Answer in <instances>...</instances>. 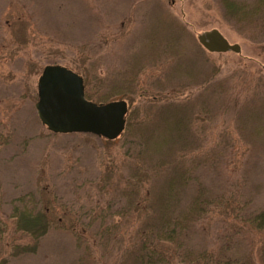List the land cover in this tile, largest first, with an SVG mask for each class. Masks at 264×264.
<instances>
[{
  "label": "rangeland",
  "instance_id": "rangeland-1",
  "mask_svg": "<svg viewBox=\"0 0 264 264\" xmlns=\"http://www.w3.org/2000/svg\"><path fill=\"white\" fill-rule=\"evenodd\" d=\"M218 7L219 0H0V264H128L124 220L108 211L128 201L121 193L131 167L142 168V139L162 137L147 123L163 126L172 110L183 131L176 136L187 142L185 151L176 145L173 167L179 176L185 162L192 176L182 206L202 195L189 247L260 264L261 240L246 220L264 209V42L230 27ZM213 29L241 52L205 50L198 37ZM50 65L89 76L94 99L126 101L124 133L132 138L108 144L43 126L35 105ZM120 73L138 77L141 99L117 86ZM51 196L77 216V229L55 226L35 253L11 256L13 243L30 240L4 233L3 215L18 198Z\"/></svg>",
  "mask_w": 264,
  "mask_h": 264
},
{
  "label": "trees",
  "instance_id": "trees-1",
  "mask_svg": "<svg viewBox=\"0 0 264 264\" xmlns=\"http://www.w3.org/2000/svg\"><path fill=\"white\" fill-rule=\"evenodd\" d=\"M218 8L223 21L230 27L253 40L264 42V0H219ZM81 77L84 80L85 95L88 100L97 104L112 102L104 97L94 99L90 96L87 91L89 76ZM117 80V86L122 91H127L131 86L134 93H139L136 96L142 98V88L137 76H133L132 81L125 73H120L117 75ZM212 83L213 81H209L206 89L212 92L213 97L217 90L212 91ZM116 91L119 96H124L126 93ZM174 117L175 113L172 110L163 126L157 122V119L147 123V126H152V133L162 137L152 136L142 139V153L139 154L142 155V168L131 167L132 180L127 181L121 193L128 201H123L124 207L108 211L113 218L124 220L120 224L119 221H115L113 226L119 224L126 230L122 241L128 264H250L245 259L217 255L214 252H198L190 248V236L203 211V206L199 203L202 201L200 200L202 195L193 200L191 205L182 206V197L187 195L192 176L185 162L182 168L184 172L179 176L173 167L176 145L180 144L184 151L187 148V142L181 141L180 137L176 136L178 132L183 131H179V123H173ZM123 135L126 139L132 138L126 132ZM44 191L49 195L47 189ZM29 196L33 197V195L27 197ZM42 203V201L26 202L25 197H21L13 202L9 214L3 215L4 233L7 230L13 231L15 234H20V240H30V243L25 244L11 242L10 245L13 243L11 256L35 253L40 239L55 226L71 231L77 229L74 221L77 216L62 211L53 196L50 197L49 202L43 205ZM99 216L105 223L106 214L100 211ZM246 224L248 229L260 237V264H264V209L247 219ZM102 230L107 231L108 227ZM10 245L8 244V247Z\"/></svg>",
  "mask_w": 264,
  "mask_h": 264
},
{
  "label": "water",
  "instance_id": "water-1",
  "mask_svg": "<svg viewBox=\"0 0 264 264\" xmlns=\"http://www.w3.org/2000/svg\"><path fill=\"white\" fill-rule=\"evenodd\" d=\"M198 41L209 53L241 52L240 45L230 44L217 29L201 34ZM38 97L37 116L53 134H86L115 141L125 131L127 102L97 104L88 100L83 78L64 66L44 68L38 83Z\"/></svg>",
  "mask_w": 264,
  "mask_h": 264
}]
</instances>
